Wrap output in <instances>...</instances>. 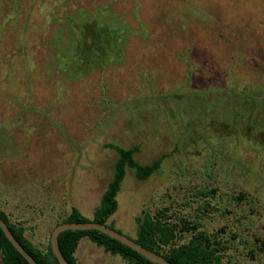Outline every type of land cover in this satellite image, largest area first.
I'll return each instance as SVG.
<instances>
[{"label": "rangeland", "instance_id": "obj_1", "mask_svg": "<svg viewBox=\"0 0 264 264\" xmlns=\"http://www.w3.org/2000/svg\"><path fill=\"white\" fill-rule=\"evenodd\" d=\"M187 5L204 22H186ZM104 6V17L127 26L119 60L76 82L21 83L39 61L48 74L51 63L59 66L53 46L62 45L66 15L83 20ZM252 86L264 89V0H0V186L30 185L35 197L1 202L44 249L73 205L93 218L117 155L106 143L139 144L138 160L165 155L162 166L146 181L129 170L109 223L136 238L138 216L169 207L173 218L222 238L224 264H264V130L257 143L240 134L264 121V107L239 104L244 125L220 108L229 97L218 96ZM191 90L197 118L174 100ZM190 236L186 230L181 241ZM76 256L80 264H127L87 237Z\"/></svg>", "mask_w": 264, "mask_h": 264}, {"label": "trees", "instance_id": "obj_2", "mask_svg": "<svg viewBox=\"0 0 264 264\" xmlns=\"http://www.w3.org/2000/svg\"><path fill=\"white\" fill-rule=\"evenodd\" d=\"M167 5L166 6L169 7V9L172 8L169 5V2ZM198 8L199 7L197 6V11H195L191 8V6H186V10H183V14L187 17L186 18L183 15V17L187 19L186 22L191 21L196 17L203 21L202 19L204 15L202 14V11H198ZM110 12V7L104 6L101 7L98 12L87 16V18L85 17L83 20L78 18V16L76 17L75 15H66L64 20L66 24L65 29H68V33L63 32L65 30L64 28L62 29L63 31L60 29L59 31L62 32L63 36H61V38L59 37L60 40L58 42L62 45L58 47L56 46V48L53 46L55 49L54 56L58 53L59 58L62 59V61L65 58V64L60 68L62 61L59 62V66H57L55 63H51L49 68L51 72L48 74L46 68L48 63L39 61V63H41L32 71H28L29 74L26 72L24 73L26 76L24 75L25 79L24 76L21 78V83L26 82L27 78L34 79V77L36 82L39 79L38 81H41V84H47V88H50L49 86H52L53 84L57 85L58 81L61 83V81H65L66 79L76 82L77 79H81L83 76H86L92 72V70H104L112 60H119L123 55L122 47L126 44L130 37L128 33H126L127 28L125 32L122 30V28L127 27L124 25L123 21H121L123 24H120L121 22L115 23L111 18L107 19L104 17L103 13L109 14ZM134 13L136 14L135 10ZM81 14H83V12ZM102 17L104 19L101 21ZM163 19H169L172 21V19L168 17H163ZM174 26L178 27L180 30L182 29V25H178V20L175 22ZM75 28L78 29L79 32H75ZM145 29L146 28H143V26L142 28H139V30L143 31ZM136 34L137 32H133L131 35L135 36ZM253 37L254 36L250 37L251 42L254 40ZM255 41L256 40H254V42ZM56 43L57 42H54V44ZM235 44L237 45L236 42ZM51 46L52 45H48L47 49L50 50ZM70 73L77 75V78H70ZM34 80H31L32 84L35 82ZM63 88L61 87V89ZM43 90H45L44 87L41 89V91ZM219 91L220 90H218L217 93ZM226 91H220L219 94H221V92L226 94L223 93V96H218L220 98H225L224 96H228L229 100L227 98L226 99L228 100L227 104L229 107L227 104L223 107H220L221 105L218 103L216 105V109L219 107L223 108L225 109V113L227 110H230V112L233 111V116L235 118H238V116L241 117V113L237 112L239 104L246 105V109H249L250 107L254 109L256 107H264L263 88L260 89L252 86L249 88H244L243 90L233 88ZM194 94L196 95L195 97ZM197 96H199L197 91L191 90L188 93H179L177 97L178 99L174 98V100L178 108L181 105H183V107L184 104L187 105L186 109H190L187 111L189 117L191 116L197 118L199 117V111L191 109V105L194 103V99L197 98ZM220 100L222 101V99ZM227 100L224 99V102ZM229 116L232 117V114H227L226 117ZM242 117L241 120L243 124L247 125L246 122L249 120V117L247 115ZM191 126L195 129L192 124L189 125L190 129H192ZM249 127L248 129L250 130L247 128L243 129L240 134H243V137H245L247 140L256 141L257 143V141H259L258 138H260V133L264 130V121L262 120V122L256 124L253 122ZM220 134L227 135L226 132L221 131ZM106 147L113 149L117 155L113 163L111 179L108 181L107 187L102 193L100 205L96 208L93 218L85 216L79 207L73 205L71 212L68 213V215L61 221L57 222L56 226L65 222L95 221L108 224L112 228H115L114 224L109 223V221L119 209L120 204L118 195L122 189V184L129 170L134 171L135 177L138 180L146 181L160 170L163 163V158L165 157L164 155L161 158L153 160L151 163H142L136 157V155L141 150V146L139 144H133L129 147H125L113 142H108L106 143ZM3 180L4 183H2V186H0V217H2V219L8 224L15 237L19 240L22 246L38 261L39 264H61L51 247V238L49 239L48 245L44 249L37 246L28 237L27 228L24 225L23 220L19 219L20 217H17L8 211L4 206L5 202H1L2 199H5L7 202L12 200L13 202L17 199V197L22 196L23 199L34 200L35 197L32 195L29 188L30 185L27 187L25 186L24 189L21 190L18 187L11 186V184H9L7 187L6 184L8 182H6L5 179ZM31 189H33V186ZM203 194L199 192V195L204 196ZM202 208L203 206L200 207V209ZM170 210L171 209L169 207H164L159 209L156 214H153L150 211H145L142 216H138L137 237L134 239L144 247L164 256L173 264H224V249L227 246L223 242L222 238L217 234L198 230L199 224H193L194 222L192 223V221L186 217L173 218V216H171L173 214H169ZM186 230L191 233V236L187 240L181 241L182 233ZM50 231L51 230H49L48 233ZM85 237L89 238L91 242L95 243L99 247H103L106 252L115 256H121L127 261V264H158L129 245L96 229L65 230L60 233V249L71 264H80L76 256V252L81 240ZM0 259V264H30L29 261L7 238L1 226Z\"/></svg>", "mask_w": 264, "mask_h": 264}, {"label": "water", "instance_id": "obj_3", "mask_svg": "<svg viewBox=\"0 0 264 264\" xmlns=\"http://www.w3.org/2000/svg\"><path fill=\"white\" fill-rule=\"evenodd\" d=\"M0 226L2 227L7 238L12 242V244L16 247V249L29 261L30 264H39L38 261L22 246V244L15 237V235L9 228L8 224L2 219V217H0ZM89 229L100 230L110 235L111 237L118 239L119 241L134 248L135 250H137L138 252H140L141 254H143L153 262H156L158 264H173L164 256L144 247L137 240L124 234L123 232L119 231L117 228H112L108 224H103L95 221L65 222V223H60L54 228L51 234V247L61 264H71V263L66 259V257L64 256V254L60 249V245H59L60 233L65 230H89Z\"/></svg>", "mask_w": 264, "mask_h": 264}, {"label": "crops", "instance_id": "obj_4", "mask_svg": "<svg viewBox=\"0 0 264 264\" xmlns=\"http://www.w3.org/2000/svg\"><path fill=\"white\" fill-rule=\"evenodd\" d=\"M15 207H18V208H19V206H18V205H17V206L15 205Z\"/></svg>", "mask_w": 264, "mask_h": 264}]
</instances>
